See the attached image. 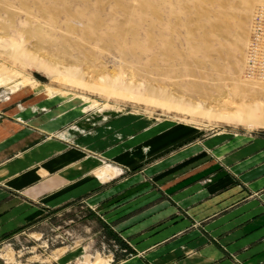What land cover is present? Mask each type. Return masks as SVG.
<instances>
[{
  "label": "rangeland",
  "instance_id": "obj_1",
  "mask_svg": "<svg viewBox=\"0 0 264 264\" xmlns=\"http://www.w3.org/2000/svg\"><path fill=\"white\" fill-rule=\"evenodd\" d=\"M258 7L264 0H0V123H40V143L54 156L79 155L71 164L83 171L94 162V180L111 179L57 208L32 204L42 215L0 238V264H115L139 255L137 242L106 220L104 210L121 201L108 211L152 201L140 212L170 206L171 219H185L157 175L206 174L236 145L264 140L253 124L264 121V81L245 74ZM108 168L114 175L104 178ZM196 182L207 188L214 179ZM129 192L139 196L128 201Z\"/></svg>",
  "mask_w": 264,
  "mask_h": 264
},
{
  "label": "crops",
  "instance_id": "obj_2",
  "mask_svg": "<svg viewBox=\"0 0 264 264\" xmlns=\"http://www.w3.org/2000/svg\"><path fill=\"white\" fill-rule=\"evenodd\" d=\"M37 127L43 128L40 123H0V238L32 223L43 210L85 197L111 180H94V162L84 163L83 171L71 164L79 155L73 153L71 161L61 151L54 156L40 143ZM258 141L236 145L242 149L232 157H222L220 165L213 160L206 174L157 175L156 180L163 181L164 195L185 213V219H171L176 211L168 204L170 209L164 214L163 205L140 212L152 201L133 203L116 215L108 210L124 201L107 207L106 220L117 225L113 231H124L125 237L137 242L140 253L115 264H264V140ZM48 158L53 160L48 162ZM223 163L230 165L223 167ZM67 165L72 169L63 168ZM101 175L108 178L114 173L108 168ZM204 177L214 179L207 188L196 182ZM112 190L88 203L108 198ZM138 196L129 192L127 200ZM122 218L125 221L116 224ZM157 218L161 221L153 223ZM193 223L201 227L192 229Z\"/></svg>",
  "mask_w": 264,
  "mask_h": 264
},
{
  "label": "built area",
  "instance_id": "obj_3",
  "mask_svg": "<svg viewBox=\"0 0 264 264\" xmlns=\"http://www.w3.org/2000/svg\"><path fill=\"white\" fill-rule=\"evenodd\" d=\"M245 60L246 76L264 81V7L252 13Z\"/></svg>",
  "mask_w": 264,
  "mask_h": 264
},
{
  "label": "bare ground",
  "instance_id": "obj_4",
  "mask_svg": "<svg viewBox=\"0 0 264 264\" xmlns=\"http://www.w3.org/2000/svg\"><path fill=\"white\" fill-rule=\"evenodd\" d=\"M254 125L264 128V121H259V123H253Z\"/></svg>",
  "mask_w": 264,
  "mask_h": 264
}]
</instances>
